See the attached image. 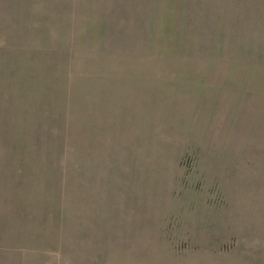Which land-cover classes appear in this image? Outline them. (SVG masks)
<instances>
[{"label":"rangeland","instance_id":"rangeland-1","mask_svg":"<svg viewBox=\"0 0 264 264\" xmlns=\"http://www.w3.org/2000/svg\"><path fill=\"white\" fill-rule=\"evenodd\" d=\"M0 264H264V0H0Z\"/></svg>","mask_w":264,"mask_h":264}]
</instances>
